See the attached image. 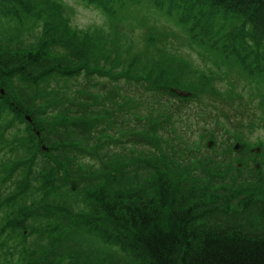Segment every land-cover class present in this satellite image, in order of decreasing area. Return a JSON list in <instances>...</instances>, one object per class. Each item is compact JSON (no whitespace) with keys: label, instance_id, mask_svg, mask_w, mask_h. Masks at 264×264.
Listing matches in <instances>:
<instances>
[{"label":"trees","instance_id":"obj_1","mask_svg":"<svg viewBox=\"0 0 264 264\" xmlns=\"http://www.w3.org/2000/svg\"><path fill=\"white\" fill-rule=\"evenodd\" d=\"M79 1L108 20L128 14L134 2L125 0L126 9L114 11L122 0ZM162 2L173 3L189 23L208 8L220 24L227 15L238 25L242 43L262 51L264 64V0ZM58 4L0 0V121L7 114L8 122L13 117L16 128L27 130L28 141L38 140L29 172L16 168L19 163L12 176L41 173L2 204L0 241L24 244L21 250L0 249V260L11 251L8 264H264V144L254 153H244V147L237 157L231 140L217 144L218 134L241 135L247 119L221 116L226 125H214V145L192 148V140L177 128L191 121L177 110L181 101L187 104L182 97L164 93L170 110L161 118L158 113L144 117L141 93L131 99L119 87L107 90L125 74L132 78L128 84L145 80L146 71L153 78L158 68L152 62L165 59L156 41L149 37L139 48L119 29L112 36L100 31L91 37L89 31H66ZM168 62L176 74V62ZM99 65L127 71L114 74ZM62 83L76 92L54 88ZM38 96L42 105L34 101ZM263 119L251 122L256 130L264 129ZM12 126L0 124V131ZM57 152L61 157L54 160ZM48 199L56 212L38 203Z\"/></svg>","mask_w":264,"mask_h":264},{"label":"rangeland","instance_id":"obj_2","mask_svg":"<svg viewBox=\"0 0 264 264\" xmlns=\"http://www.w3.org/2000/svg\"><path fill=\"white\" fill-rule=\"evenodd\" d=\"M133 1L132 7L127 10L128 14H121L108 20L100 10L88 8L79 0H56L59 3L58 8L62 7L64 10L61 17L63 19L66 17L64 20L66 31L72 29L77 32L89 31L91 37L97 36L100 31L112 36L119 29L123 36L137 43L139 48L144 47L149 37H152L153 41H156L157 50L164 55L163 64L158 63L156 60L152 62V67L158 68V71L153 73L155 74L153 78L148 79L146 75H149V73L146 71L145 78H143L145 80L128 84V81L132 78L129 74H125L127 76H124L121 82H112L109 85L108 92L110 89L119 87L122 89V96H126V98L130 96L131 99H133V95L141 93L144 99L146 97L144 102H146L147 107L146 114L141 115L146 117L149 114L156 115L158 113V118L163 117L165 109L170 110L171 105L169 101L164 103V97L167 94L168 96L171 95L170 92H172L180 98L179 94L182 93L184 94L182 99L190 107L185 109L187 104H183L182 101L176 107H178L177 110L180 114L183 113L189 116L191 121L180 124L184 129L180 130L178 126L177 128L185 138L192 140V148H211L214 145L216 139L211 130L216 129L214 125H226L223 118H221L224 115L232 119H247V121L243 124L241 135L233 130H229L225 136L218 134L217 144L220 146V144L231 140L232 148L236 143H241L246 147L244 153L246 151L258 152L264 144V129L256 130L251 122L258 124L264 118L262 51H259L253 44L242 43V35L237 30L238 25L232 24L227 15H224V18L221 17L222 24H220L213 10L209 8L207 11L199 12L196 20L189 23L186 16H184V12L176 10L177 7L173 3L156 0L157 5L153 0ZM180 1L177 0V5ZM126 4L125 0L120 1L114 11L118 9L125 10ZM134 22L140 25L144 23V25L134 27L131 25ZM252 50L257 55L259 53L258 58L247 56ZM170 59H174L176 62L174 64L176 74L170 71L171 68L168 62ZM99 67L114 74L127 71L110 66L99 65ZM168 77L172 79H168ZM96 80L104 81V79L99 78ZM188 84L190 85L188 86ZM137 86H140V89H137ZM146 86L150 89L143 93V87ZM54 88L66 94L70 93V95L76 92L73 85L69 83H62ZM155 88H159L158 93L152 94L155 92ZM161 93H167L163 96V102L161 101ZM2 95L4 94L2 93ZM174 99L177 102L179 101L173 96L172 101ZM34 101L42 105L44 99L38 96ZM204 101L211 103L216 111L211 104H204ZM32 109L34 108L32 107ZM7 116L6 114L1 119L0 124L8 127L10 123H13L12 127L14 128H10L7 133L0 131V146L2 147L0 148V185L2 184L0 210L3 209L2 204L6 205L18 193L25 191L28 179H39L41 175V173L34 176L29 175L26 179V173L31 168L34 155L32 146L38 140L28 141L27 137L23 135L27 130L24 127L22 129H19L20 127L16 128L13 117L8 122ZM27 117L30 120H27ZM26 121L28 125L33 123L30 115L26 116ZM17 124L21 125V122ZM39 135L40 133L37 132L36 136L39 137ZM230 135H233V137ZM41 145V147H46L43 144ZM237 156L238 154H236ZM60 157V153L57 152L53 159H59ZM16 164L19 165L16 166ZM85 164L88 163L85 162ZM15 166L18 169L24 166L26 173H18L17 177L12 176V169ZM46 174L53 177L51 171H47ZM50 201V199L38 200V203H42L47 212L55 211L52 203H49ZM4 215V213H0V219ZM43 228L44 226L39 229ZM1 233L2 229H0ZM0 244L3 245L2 240ZM23 244L24 242L20 239L17 245L15 242H8L0 249L7 251L16 246L14 249L21 250ZM10 254L11 251L7 252L6 258L0 260V264L8 262ZM17 260L16 258L15 261ZM11 263L15 264L14 262Z\"/></svg>","mask_w":264,"mask_h":264},{"label":"water","instance_id":"obj_3","mask_svg":"<svg viewBox=\"0 0 264 264\" xmlns=\"http://www.w3.org/2000/svg\"><path fill=\"white\" fill-rule=\"evenodd\" d=\"M1 92L4 94V91L1 90ZM30 120V118H28ZM43 150H47L46 147H43ZM235 152H241L243 150V146L239 143H237L234 147ZM257 168H259V165H257ZM72 184L74 185V189L76 188V183L73 181Z\"/></svg>","mask_w":264,"mask_h":264}]
</instances>
